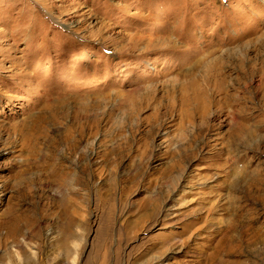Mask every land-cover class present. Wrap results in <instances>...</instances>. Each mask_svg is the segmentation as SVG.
<instances>
[{"label":"rangeland","instance_id":"rangeland-1","mask_svg":"<svg viewBox=\"0 0 264 264\" xmlns=\"http://www.w3.org/2000/svg\"><path fill=\"white\" fill-rule=\"evenodd\" d=\"M0 264H264V0H0Z\"/></svg>","mask_w":264,"mask_h":264}]
</instances>
